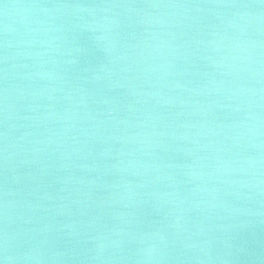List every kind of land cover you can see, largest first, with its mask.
<instances>
[{"label": "water", "instance_id": "1", "mask_svg": "<svg viewBox=\"0 0 264 264\" xmlns=\"http://www.w3.org/2000/svg\"><path fill=\"white\" fill-rule=\"evenodd\" d=\"M5 255L264 264V2L0 0Z\"/></svg>", "mask_w": 264, "mask_h": 264}, {"label": "clouds", "instance_id": "2", "mask_svg": "<svg viewBox=\"0 0 264 264\" xmlns=\"http://www.w3.org/2000/svg\"><path fill=\"white\" fill-rule=\"evenodd\" d=\"M5 253H7V247L4 249ZM13 259V257L5 255L3 258H0V264H9V262Z\"/></svg>", "mask_w": 264, "mask_h": 264}, {"label": "snow or ice", "instance_id": "3", "mask_svg": "<svg viewBox=\"0 0 264 264\" xmlns=\"http://www.w3.org/2000/svg\"><path fill=\"white\" fill-rule=\"evenodd\" d=\"M261 2H264V0H261Z\"/></svg>", "mask_w": 264, "mask_h": 264}]
</instances>
